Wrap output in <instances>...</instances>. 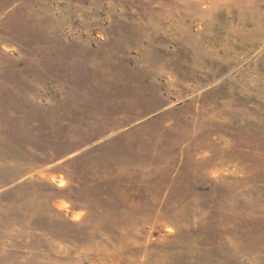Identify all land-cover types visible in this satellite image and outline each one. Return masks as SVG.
I'll return each mask as SVG.
<instances>
[{
    "label": "rangeland",
    "instance_id": "1",
    "mask_svg": "<svg viewBox=\"0 0 264 264\" xmlns=\"http://www.w3.org/2000/svg\"><path fill=\"white\" fill-rule=\"evenodd\" d=\"M0 264H264V0H0Z\"/></svg>",
    "mask_w": 264,
    "mask_h": 264
}]
</instances>
